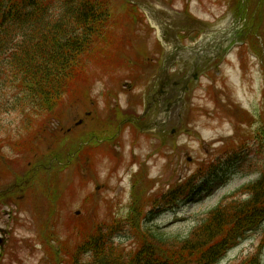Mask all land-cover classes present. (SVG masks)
Returning a JSON list of instances; mask_svg holds the SVG:
<instances>
[{"label":"rangeland","instance_id":"374dc122","mask_svg":"<svg viewBox=\"0 0 264 264\" xmlns=\"http://www.w3.org/2000/svg\"><path fill=\"white\" fill-rule=\"evenodd\" d=\"M136 1L143 2V6L153 11L154 17L163 24L172 23L170 27L178 30L180 37L188 34L190 38L199 36L195 28L191 33L187 27L182 26L189 25L186 8L196 17L198 26L194 25L197 28L201 27V24L200 26L198 24L199 21H206L209 28H214L220 23H226L225 20L230 15L238 18V15L230 9L231 2L225 4L223 0ZM124 2L126 0H111L113 16L109 33L111 31L113 34L116 33V42L113 45L116 49H110L111 53L103 66L100 65L96 70L88 67L91 69L94 83L90 101L96 107L99 105L97 108L100 111L104 110L102 104L104 100L99 96L102 90L117 91L119 86L122 87V84L126 86L128 83L121 81L124 75L122 67L126 65L121 63L122 67H120L116 61L126 59L127 63L130 62L129 70H132L142 62L135 53L139 43L141 45L146 43L150 56L154 52L152 47L156 41L154 32L152 36H144L142 35L144 30L140 25L134 30H129L126 23L124 29H116L117 19L126 10ZM246 7L244 13L248 18L252 12V17L258 14V17L262 19V22L259 18L250 20L244 30L253 39L252 42L263 50L262 56L260 54L257 57L247 48L241 68L242 55L240 57L238 55L240 48L238 49L232 43L227 54L225 52L227 47L223 46L216 58L214 55H210L209 58L202 57L196 80L192 82L191 79L183 103L174 106L170 121L165 128L161 129L160 126L163 117L159 115L161 119L155 121L158 117L156 114L146 119L149 126L155 122L156 124L151 131L145 132L142 136H133L129 130L119 134L115 144L117 153L114 157L104 145L91 154L83 153L85 158L81 174L83 182L75 177H78V170L75 167H64L63 185L59 188L58 198L62 203L64 197L65 202L64 207L57 205L55 224L51 216L44 213L45 209H42L44 207L41 204L28 205L29 195L26 197L24 189L19 194L26 197V204H21L22 201L17 203L19 206L11 204V196L6 197L7 207L0 209V230L3 238L8 237L10 231L9 236L11 235L14 239L9 240L8 246L5 247L3 256L0 257V264H47V261L52 260H55L56 264H91L90 255L81 254L74 260L77 249L74 244L77 243L79 246L84 240L78 237L76 242L67 238L65 229L75 226L79 231L88 230L93 224L105 229L115 224L125 226L126 223L120 221L129 218L133 187L140 178H143L144 183L147 182V186L143 189L142 200L150 203L142 210V218L138 226H142L146 221L149 207L160 206L155 204L156 200L166 198L170 191L175 187L177 190V186L183 185L191 178L196 183L189 195V188L181 192L180 195L183 196H179V200L173 202L175 206L168 205L164 208L161 206L149 216V223L152 221L150 226L159 227L168 237L186 235L209 210L236 193L242 186L257 179L260 169L264 167V0H250ZM145 15L150 26L159 28V37L161 39L162 36L167 45L164 53H169L174 45L172 40L169 43V35L165 34V28H160L148 12ZM204 36L203 34L201 37ZM192 59H194L193 54L188 60ZM179 64L176 63L174 67L176 73L178 71L179 74L186 73L188 69L186 65L179 66ZM95 71H98L97 76H94ZM208 73L212 76L209 77ZM98 78L102 80L97 82ZM181 80L182 76H178L179 83L174 92V99L180 95ZM208 87H210L209 93ZM12 88L9 94L11 100L7 101L6 96L0 99V170L2 171L0 190L10 187L13 181L22 183L28 171L27 162L32 161L33 164L44 161L49 152L54 151L58 145L54 141H49L50 139H43L37 141L31 150H17L11 146V140H15V135L19 131L22 132L25 125L24 118L11 105L12 96L17 93V90ZM131 95V92L126 95L120 94L118 98H115V104L118 101L124 108L126 98ZM85 106L92 111L87 119L85 112L77 107L72 114L63 113L64 130H73L70 135L64 134L59 144L64 146L66 143L65 153L71 149L72 144L76 145L77 140H86L92 136V133L80 136L92 131L90 121L95 117L96 112L95 106L90 107L89 102ZM157 108L160 109L161 106ZM137 112L141 113L139 110ZM79 120H83L82 126L76 129L75 123ZM241 134H244L246 141L239 137ZM66 140L73 143L69 145V141L66 142ZM212 166L217 168L215 173L208 179L201 180L199 169L203 172ZM136 172V176L132 177ZM73 174L75 176H72ZM70 178L73 182L69 181ZM58 180V177L49 179L52 191L55 190ZM38 197L42 202V193H38ZM13 206L17 208H13V211H17L16 219L9 224L11 217L9 218L8 213ZM37 210L38 212H35ZM76 211L80 212L78 217L74 215ZM47 217L50 221L45 224ZM65 221L68 222L69 228L65 227ZM52 226L60 242L53 246H44L42 232L45 229V234L48 235ZM91 230L93 229L86 232ZM263 232L264 223L246 234L226 252L217 264H239L244 258L254 253L263 238ZM122 237L124 238V235ZM136 240L135 236L121 241L115 239L113 244L120 251L133 250L134 248L129 246ZM119 243L123 245L118 246ZM260 261L264 264V249L260 253Z\"/></svg>","mask_w":264,"mask_h":264},{"label":"trees","instance_id":"16d2710c","mask_svg":"<svg viewBox=\"0 0 264 264\" xmlns=\"http://www.w3.org/2000/svg\"><path fill=\"white\" fill-rule=\"evenodd\" d=\"M124 3L126 10L117 19L116 29H124L126 23L129 30L140 25L145 31L147 25L136 5ZM111 5V0H0V94L11 86L19 88L21 94L28 93L12 102L27 122L26 135L16 141L22 149H32L35 141L43 139L57 144L63 140L62 110L86 101L92 86L88 67L96 70L103 66L110 49H116V33H109ZM135 36L138 39V34ZM145 46L139 43L136 47L139 60ZM116 63L120 67L125 63L122 79H127L130 62L118 59ZM55 120L59 122L57 130L50 126ZM106 122L107 119L99 121L104 130ZM239 137L245 139L244 134ZM192 179L179 185L176 192L175 187L167 202L183 196L180 194L187 188L190 191ZM146 186L147 182L140 178L133 187L131 213L127 220L120 221L125 226L115 224L105 229L93 224L90 232L81 229L84 241L74 260L89 254L93 264H216L246 232L264 221V169L254 182L243 187L246 199L230 197L210 210L185 236L168 237L146 223L138 226L142 210L150 203L142 200ZM5 197L0 196L1 203ZM46 209L44 213L53 219L54 212ZM49 221L47 217L45 224ZM128 232L130 238L134 234L137 237L130 244L134 249L120 251L110 238ZM257 254L258 251L239 264H259Z\"/></svg>","mask_w":264,"mask_h":264},{"label":"flooded vegetation","instance_id":"af4514ba","mask_svg":"<svg viewBox=\"0 0 264 264\" xmlns=\"http://www.w3.org/2000/svg\"><path fill=\"white\" fill-rule=\"evenodd\" d=\"M167 61L171 62V63H174L175 62L174 56L173 57H169ZM194 64H196V61H194ZM192 69H194V66H192ZM189 76H190V74H189ZM185 77H187V75ZM172 79H174V75H170L168 77L167 81H172Z\"/></svg>","mask_w":264,"mask_h":264},{"label":"water","instance_id":"95a60500","mask_svg":"<svg viewBox=\"0 0 264 264\" xmlns=\"http://www.w3.org/2000/svg\"><path fill=\"white\" fill-rule=\"evenodd\" d=\"M77 214V213H76Z\"/></svg>","mask_w":264,"mask_h":264}]
</instances>
